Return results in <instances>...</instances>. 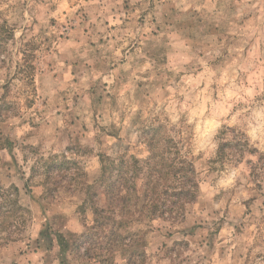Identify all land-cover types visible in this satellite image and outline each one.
I'll return each instance as SVG.
<instances>
[{
  "label": "rangeland",
  "instance_id": "obj_1",
  "mask_svg": "<svg viewBox=\"0 0 264 264\" xmlns=\"http://www.w3.org/2000/svg\"><path fill=\"white\" fill-rule=\"evenodd\" d=\"M167 146L198 191L144 264H264V0H0V264H86L102 159Z\"/></svg>",
  "mask_w": 264,
  "mask_h": 264
},
{
  "label": "trees",
  "instance_id": "obj_2",
  "mask_svg": "<svg viewBox=\"0 0 264 264\" xmlns=\"http://www.w3.org/2000/svg\"><path fill=\"white\" fill-rule=\"evenodd\" d=\"M156 140L167 145L165 136ZM223 141L218 147L219 159L228 153L239 156L240 160L245 153L251 154L243 136ZM171 148L167 146L161 155H152L145 162L135 156L130 157V164L124 157L119 160L103 158L97 192L92 195L94 219L83 233L68 238L61 236L63 250H71L86 264H116L118 255L124 257L125 264H144L146 233L151 227L148 223L183 217L186 205L195 201L198 191L194 165ZM158 156L159 159H155ZM140 163L142 169L138 170ZM100 190L106 207L97 205ZM13 204L16 209L20 208L16 201Z\"/></svg>",
  "mask_w": 264,
  "mask_h": 264
}]
</instances>
